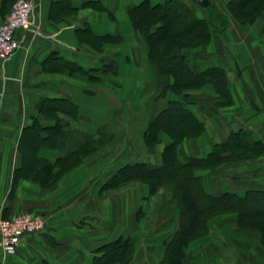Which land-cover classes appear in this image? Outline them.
Segmentation results:
<instances>
[{
	"label": "crops",
	"instance_id": "0c3cea01",
	"mask_svg": "<svg viewBox=\"0 0 264 264\" xmlns=\"http://www.w3.org/2000/svg\"><path fill=\"white\" fill-rule=\"evenodd\" d=\"M13 1L0 0V23ZM32 1L38 24L49 37L19 31L24 46L4 67L0 62V217L38 213L45 217L46 227L23 237L14 255L0 248V264H94L100 246L131 237L140 222L148 232H165L159 242L148 243V264H160L173 235L166 233L179 226L176 200H165L159 214L156 208L139 210L138 201L149 204L164 189L150 194L148 184L139 179L116 185L114 179L122 166L138 162L139 147L148 156L139 162L150 169L162 164L161 154L171 137L159 131V142L152 148L144 137L170 101L184 103L205 125L199 136L177 145L181 163L206 156L234 133L239 134V144L261 143L255 156L227 160L194 175L202 178L209 194H255L264 201V45L256 42L264 37L263 31L250 40L252 49L244 46V29L231 24L213 32L206 47L174 50L186 57L194 73L208 68L226 72L232 101L219 106L210 84L187 96L167 90L171 75L158 72L128 16V8L144 0ZM146 1L156 5L169 0ZM176 1L203 15L199 17L207 10L226 8L228 2L208 0L201 6L199 0ZM234 56L249 62L237 63ZM46 98L65 101L68 110L44 116ZM34 120L43 127L58 125L54 141L47 142L51 144L36 145L30 131ZM36 133L41 139L48 137L46 131ZM68 158L78 161L56 179L37 178L39 167L55 174L57 164ZM169 207L175 213L167 227ZM180 253L181 264H264V203L261 212L212 216L205 233L182 246Z\"/></svg>",
	"mask_w": 264,
	"mask_h": 264
},
{
	"label": "trees",
	"instance_id": "16d2710c",
	"mask_svg": "<svg viewBox=\"0 0 264 264\" xmlns=\"http://www.w3.org/2000/svg\"><path fill=\"white\" fill-rule=\"evenodd\" d=\"M247 7L250 10L245 21L251 24L264 12V0H228L226 4L229 11H242ZM127 12L135 30L148 46L150 61L158 72L171 75L173 81L167 90L187 96L188 92L199 90L204 85L210 84L217 94V105L231 104L227 74L224 70L208 68L201 73H194L186 57L174 52L175 49L206 47L212 33L224 28H217L210 18L197 16L192 9L176 0L156 5L144 0L128 8ZM66 65L69 64L66 63ZM69 66L73 70H80L75 65ZM68 105L63 100L46 98L42 103L41 112L44 116L55 117L58 111H63L64 108L68 110ZM30 131L35 133L33 136L37 140L36 145L45 146L51 144V142L47 143L49 140L54 141L58 125L43 127L34 120ZM37 131H46L48 137L41 139ZM159 131L168 133L172 139L161 154L162 164L154 169L148 168L145 162L124 165L115 175L114 181L116 185L117 182L139 179L148 184L150 194H154L160 188L168 190L172 199L177 202L179 226L166 246L160 264H181L179 261L181 247L205 233L209 218L231 211L239 212V214L261 212L264 203L255 194H248L243 198L231 193L209 194L203 188L202 178L195 176L194 172L212 168L227 160H241L255 156L261 151L262 145L260 142H253L252 146L245 141L239 144L235 141L239 138V134L234 133L230 136L232 137L230 141L213 145L206 156L191 157L185 163L179 162L176 157L177 145L184 139L195 138L205 131L204 123L200 122L186 105L179 101H170L148 125L144 140L149 148L159 142ZM77 161V158L73 161L68 158L62 164H57L58 171L55 174H51V170L49 171L47 167H39L36 173L37 178L51 182ZM184 176H187L190 183L194 185L195 191L183 186L181 178ZM203 202L207 205L204 206ZM96 252L98 255L94 257V264H123L121 263L123 259L124 264H127L126 261L132 257L133 244L130 239L119 237L103 244Z\"/></svg>",
	"mask_w": 264,
	"mask_h": 264
},
{
	"label": "built area",
	"instance_id": "2783aa9c",
	"mask_svg": "<svg viewBox=\"0 0 264 264\" xmlns=\"http://www.w3.org/2000/svg\"><path fill=\"white\" fill-rule=\"evenodd\" d=\"M19 31H26L34 38L49 37L38 24L32 0H14L10 12L0 23V62L4 67L23 46ZM46 220L41 214H16L0 217V248L5 255H14L21 239L45 230Z\"/></svg>",
	"mask_w": 264,
	"mask_h": 264
},
{
	"label": "rangeland",
	"instance_id": "374dc122",
	"mask_svg": "<svg viewBox=\"0 0 264 264\" xmlns=\"http://www.w3.org/2000/svg\"><path fill=\"white\" fill-rule=\"evenodd\" d=\"M249 10H250L249 7H247L245 9H243L242 11H239V10L229 11L228 9H226L225 7L222 6L221 8L217 7V9H210L207 11L205 10L206 12H205L204 17L210 18L215 23V26L217 28H221V29L226 28L231 24L232 25L238 24V28H241V29L243 28L244 32L246 34V37L244 39V43H245L244 46H247V47L250 46V49H252L251 47L254 48V46L252 44L253 42H251L250 40L252 38L255 39V37L257 35L259 37L260 31L262 32V30L264 29V12H262V14L256 20H254L253 23L249 24L245 21L246 18L248 17V11ZM234 14H236L235 16H237V18L234 16ZM198 15L203 16L201 13H199ZM233 33H234V37H235V35H236L235 31ZM263 33H264V30H263ZM262 36L263 35H261V37ZM256 42L258 44V47L262 48L264 45V37H262L260 40H257ZM233 43H235V42L233 41ZM257 58H258V55H257ZM233 59L234 60L236 59L237 63H242V64H248V62H249L247 59H243L241 56H239V57L234 56ZM61 106L64 107V105H61ZM44 121H42V122H44ZM139 143H140V140H139ZM142 150L144 152H141ZM122 154H124V153H122ZM135 159L138 162L140 160L148 159V156L145 154V150L141 149V147H139ZM181 181L183 183V186L192 188L193 191L196 190L194 185L190 183L187 176L182 177ZM160 189L163 190V188H160ZM163 192H164V194L162 195L163 197L162 196L156 197V199H153V201H151L149 204H144L143 202L138 201V209L139 208L141 209V207H142V209H144L145 211L147 210L149 212L152 209L156 208V210H154V212L156 211L159 214L160 205L162 203L164 204L165 200H167V199L169 202H171V200L169 199L171 194L168 192V190H164ZM203 203H204V206L207 205L205 202H203ZM172 207H174V205H172ZM168 209H169V211H168L169 213H168V215H166V220H165V223H166L165 225L167 227L173 221L172 217H174V213H175V212H173L174 209H172V208L170 209V207ZM156 216L154 218V215H153L152 220H156ZM139 219H140V217H138L137 222L139 221ZM143 222H144V219H143ZM167 223H169V224L167 225ZM144 227H145L144 224L141 227V222H140L137 224V227H135V232H133V230L130 232L131 237L121 236L122 238L131 239L132 243H135V246H136L135 248H136L137 253H136V251L134 253L135 248H133L132 257H131V259H129L130 262L126 261L127 264H148V255H150L148 253V243L159 242L160 236H162V234L165 233L164 231H162V229H161V231L159 230V231H152V232L149 231L148 232V230H146L147 228L146 227L144 228ZM163 227H165V226L163 225ZM171 234H173V233H169V234L166 233V236H169V235L171 236ZM158 246H160V244H158ZM160 248L161 247H158V249H160ZM154 251H156V250H154ZM152 254H155V253H152ZM134 256H135V259H134ZM124 262H125V260L123 259L121 263L124 264ZM115 264H118V263H115Z\"/></svg>",
	"mask_w": 264,
	"mask_h": 264
},
{
	"label": "water",
	"instance_id": "95a60500",
	"mask_svg": "<svg viewBox=\"0 0 264 264\" xmlns=\"http://www.w3.org/2000/svg\"><path fill=\"white\" fill-rule=\"evenodd\" d=\"M199 4L201 6H207L209 4V1L208 0H199Z\"/></svg>",
	"mask_w": 264,
	"mask_h": 264
}]
</instances>
